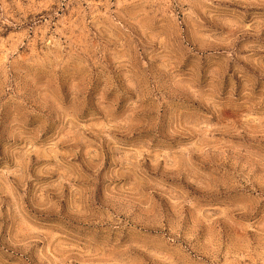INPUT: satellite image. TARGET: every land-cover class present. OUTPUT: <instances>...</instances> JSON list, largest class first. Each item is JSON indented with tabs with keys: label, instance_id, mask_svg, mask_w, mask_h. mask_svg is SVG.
<instances>
[{
	"label": "rangeland",
	"instance_id": "rangeland-1",
	"mask_svg": "<svg viewBox=\"0 0 264 264\" xmlns=\"http://www.w3.org/2000/svg\"><path fill=\"white\" fill-rule=\"evenodd\" d=\"M0 264H264V0H0Z\"/></svg>",
	"mask_w": 264,
	"mask_h": 264
}]
</instances>
